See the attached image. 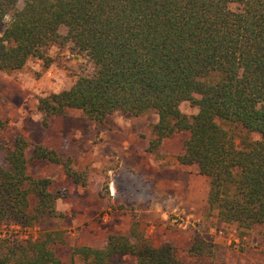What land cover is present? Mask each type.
<instances>
[{
  "label": "trees",
  "instance_id": "16d2710c",
  "mask_svg": "<svg viewBox=\"0 0 264 264\" xmlns=\"http://www.w3.org/2000/svg\"><path fill=\"white\" fill-rule=\"evenodd\" d=\"M0 25V71L48 63L53 43H71L91 62L69 88L38 98L44 128L71 108L98 125L116 112L153 111L147 150L189 132L177 161L206 176L208 214L238 228L264 224V0H0ZM183 101L197 111L184 113ZM223 123L245 131L240 146ZM6 124L0 116V130ZM32 160L61 165L76 184L88 179L72 158L17 134L0 162V264H76L56 250L65 243L52 223L63 217V195L50 190L51 178L30 173ZM136 226L108 234L101 247L76 245L72 256L84 264H127L124 256L184 264L177 245H155ZM208 244L193 235L188 252L204 255Z\"/></svg>",
  "mask_w": 264,
  "mask_h": 264
},
{
  "label": "rangeland",
  "instance_id": "374dc122",
  "mask_svg": "<svg viewBox=\"0 0 264 264\" xmlns=\"http://www.w3.org/2000/svg\"><path fill=\"white\" fill-rule=\"evenodd\" d=\"M2 30L3 25H0V34ZM59 32L65 34L66 28L60 27ZM47 55L48 63L29 59L19 70L0 71V116L7 120L0 130V162L15 136L23 134L72 158L78 169L88 171L86 185L76 187L71 195L93 193L109 197L111 209L84 212L86 208H83L81 220L75 227L70 226L77 218L74 212L53 219L54 226L63 230L65 243L57 244L56 250L64 263L73 259L76 264H84L79 256H72L73 247L82 244L78 236L73 235L74 231L86 232L89 220L93 218L98 224L103 223L101 227L108 228L109 233L114 231L120 215L129 214L140 231L154 225V230L149 233L155 240L162 239L157 236L160 228L177 233L180 238L177 246L184 264H264V224L250 229L238 228L235 223L222 224L208 214L205 204L182 206L174 199H165L162 195L166 192L161 196L157 194L167 181L177 182L195 171L193 167L179 166L176 161L189 132L175 133L165 138L157 150L149 151V140L153 136L151 128L157 120L153 111L139 116L116 112L98 125L74 108L65 116L54 117L49 127L44 128L37 110L38 98L69 88L78 75L91 70L87 56L73 50L71 43H53L48 47ZM180 109L186 114L197 111L187 101L180 103ZM223 125L236 132L240 146V135L245 131L227 123ZM250 137L257 139L259 135L251 133ZM27 155H31V148ZM29 171L51 178L53 191L70 196L72 181L64 175L61 165L32 160ZM193 235L209 243L204 255L189 254ZM184 237H189L188 242Z\"/></svg>",
  "mask_w": 264,
  "mask_h": 264
},
{
  "label": "crops",
  "instance_id": "0c3cea01",
  "mask_svg": "<svg viewBox=\"0 0 264 264\" xmlns=\"http://www.w3.org/2000/svg\"><path fill=\"white\" fill-rule=\"evenodd\" d=\"M176 161H177V156H176ZM177 163L179 164V166L184 167V168L193 167V168H195V171L193 173L188 174L187 178H180L177 182L167 181L166 184L164 185V187L160 188V191L157 194L160 195L161 193L164 194L166 192L165 195L161 194L162 196H165V199H167V198L174 199L175 201L178 202L179 205H182V206L183 205L184 206H194L197 204H205L206 205V196H207V192H208V180H207L206 176L199 174L197 167L195 165H183V164H180L178 161H177ZM191 175H192V177H191ZM191 180H193V181H191ZM70 184H71V187L69 189L70 196L65 194L62 197H59L57 199V203H56L57 209L62 214H65V213L70 212V211L76 213L77 218L71 222L70 226L75 227V225L80 222V220H81V217H80L81 212L80 211H83V208H86V210H84V212H87L88 210H94L95 211L98 208L101 210L112 208V203L109 202L110 200H109L108 196L107 197L106 196L103 197L100 195L95 196V195H93V193H88L86 196H84L83 193L80 195H71L75 191L76 187L80 188V187L85 186L86 184L80 185V184L74 183L73 181ZM50 190L53 191L51 189V186H50ZM156 190H158V184H156ZM53 192H56V191H53ZM80 192H83V191L81 190ZM150 210H152V213L154 212L153 209H150ZM155 212L157 214V211H155ZM92 213L93 212H91L90 215H93ZM213 219L215 221H217V219L215 217ZM89 221H90V223L87 226L88 228L86 227L87 228L85 230L86 232L77 233L76 231H74L73 235H76V237L78 236L79 241L82 243L80 245H89L92 247L103 246L106 243L108 234H111V233H122V234L128 233L130 231V229L132 228V226L134 225V222L137 223L136 220L134 221V219H133V221H131V216L129 214H122L118 217V221L114 225V228H113L114 231L107 233L106 230L108 228L104 229L103 227H101V225L103 223L98 224V222L93 220V218ZM221 223L224 224L225 222H221ZM154 228H155V226L151 225L148 230L140 231L138 229V227L136 226V229L138 230V232L143 233L145 236H147L149 239H151L155 245H159L163 241H171V242L174 241L175 243L174 242L173 243L175 245L179 244L180 238H177V233H175V232L170 233L167 230H163V228L159 229V231H158L159 234L157 235L158 237H160L162 239L155 240L154 238H152L151 234L149 233V232L153 231ZM182 236L183 235L181 234L180 237H182ZM184 240H186L188 242L189 237H184ZM179 255H180V253H179ZM180 257H181V255H180ZM121 260L126 262L127 264H134V261H135L133 256H124L121 258Z\"/></svg>",
  "mask_w": 264,
  "mask_h": 264
}]
</instances>
